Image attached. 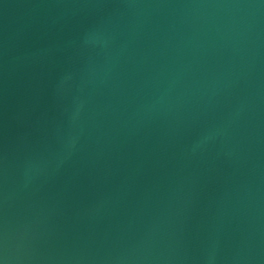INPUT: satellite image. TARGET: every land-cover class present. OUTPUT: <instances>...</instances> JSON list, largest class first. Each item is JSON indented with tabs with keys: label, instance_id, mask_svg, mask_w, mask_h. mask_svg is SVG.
Instances as JSON below:
<instances>
[{
	"label": "water",
	"instance_id": "obj_1",
	"mask_svg": "<svg viewBox=\"0 0 264 264\" xmlns=\"http://www.w3.org/2000/svg\"><path fill=\"white\" fill-rule=\"evenodd\" d=\"M0 264H264V0H0Z\"/></svg>",
	"mask_w": 264,
	"mask_h": 264
}]
</instances>
